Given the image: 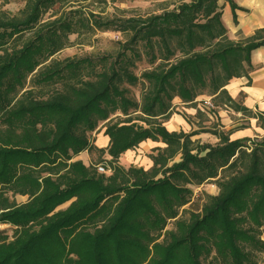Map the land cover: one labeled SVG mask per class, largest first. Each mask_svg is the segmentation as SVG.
I'll list each match as a JSON object with an SVG mask.
<instances>
[{"label":"trees","instance_id":"16d2710c","mask_svg":"<svg viewBox=\"0 0 264 264\" xmlns=\"http://www.w3.org/2000/svg\"><path fill=\"white\" fill-rule=\"evenodd\" d=\"M23 1L16 14L0 10V224L14 227L10 240L0 233V264H41L34 254L47 253L53 236L63 243L53 264H259L264 110L233 103L225 86L247 75L251 51L264 46V28L231 41L218 0H182L146 17L46 24L42 15L62 0ZM226 1L236 22L237 7ZM77 24L131 36L115 58H102V70L89 71L91 62L80 68L73 59L51 58ZM140 44L157 64L140 77L146 89L137 103L122 85L139 82L127 65L140 57ZM201 96L256 119L263 135L229 140L230 132H214L218 145L193 146L196 132L166 130L174 98L193 107ZM98 123L108 138V175L74 160L94 150L87 133ZM146 140L164 145L152 149L148 170L117 164ZM208 181L217 194L192 201L187 186ZM8 192L27 201L16 203ZM180 209L187 216L178 217ZM169 220L174 229L164 230Z\"/></svg>","mask_w":264,"mask_h":264},{"label":"rangeland","instance_id":"374dc122","mask_svg":"<svg viewBox=\"0 0 264 264\" xmlns=\"http://www.w3.org/2000/svg\"><path fill=\"white\" fill-rule=\"evenodd\" d=\"M182 0H62L57 1L50 7L46 13H44L41 17V23H49L55 18H61L62 20H82L85 22V19L89 20H99L105 21L107 19H118V18H129V17H146L151 14H160L165 9L170 10L173 6L177 5ZM25 5L23 0H0V10H3L10 14H16L20 11ZM90 21V22H91ZM94 24V23H92ZM93 26V25H92ZM74 31L67 33V39L63 48L57 52L52 59L63 61L67 58L73 59L76 62H81L79 67H87L89 62L93 67L88 68V70L92 71H100L102 70V58L108 59L115 58L116 55L123 49V45L130 39V33H120L116 31H105L101 28H97L95 26L85 28L79 27L77 25L72 26ZM137 51L140 52V57L136 58L135 56L131 57V61L128 63L127 68L129 72L139 78V82L130 86L126 83L122 85V88H126L128 90V96L140 103L142 101V97L144 95L146 89V83L142 82L140 78L142 74L148 73L153 70L154 66L157 64H150L148 61V56L146 55L147 51L144 49L141 44L135 47ZM130 54V52H129ZM37 86L35 88L38 89ZM45 91L48 88H44ZM52 88L49 89V91ZM177 99L174 98L171 102V118L170 125L165 127L164 122L163 125L166 130H171L172 128L178 131H182L184 133H195L190 139L193 142V146L198 145H210L215 146L218 145L217 136L213 133L224 134L226 135L228 131L221 129V124L219 118H215L214 113L216 111H221V109H207L205 105L201 101H197L193 107L181 106L177 103ZM185 107V109H183ZM221 107V106H220ZM201 108L203 111H199ZM195 110V115L194 114ZM197 111L199 113L197 114ZM214 112V113H213ZM115 116H120L118 118H124L119 113ZM112 116V117H115ZM133 117L141 116L139 112L133 113ZM217 116V115H216ZM104 123H98L96 129L91 133H87L88 136V144L94 148V150L87 152L83 151L79 153L81 160L84 164L87 165H95L102 166L105 169H109L108 160L110 159L106 153L107 144L104 141ZM141 124V123H139ZM237 128L244 127L245 124L242 122H236ZM172 132V131H170ZM175 132V131H174ZM263 135L262 131L258 133H254L250 137L244 138H254L255 136ZM242 138V139H244ZM153 143V142H152ZM155 147L163 148L164 145L160 142H155L153 144L142 142L133 150H131L130 160H125L122 157V161L118 159L117 164L122 166L124 169L129 167L142 168L144 170H148L152 165V161L150 160V156H155L156 152H152V149ZM95 148L100 149L101 151H96ZM202 153L201 155H203ZM82 156V157H81ZM79 158V157H78ZM180 160V155L175 156V158L169 162V165L172 162H178ZM110 171V170H109ZM187 188H190L192 191L191 200L196 203H202L204 200V196L208 195H216L218 189L214 184V181H208L202 185H188ZM8 196L10 198H14L16 203H24L27 201L26 196L14 195L12 192H8ZM200 199V200H199ZM68 205L64 204L62 208ZM188 205L184 206L182 209L188 210ZM182 209L179 210L178 217L187 216V214L182 213ZM174 222L167 221L164 230H173ZM14 227L10 224H0V233L1 236H5L8 240L13 236ZM163 234V232L161 233ZM264 239V235L262 236ZM163 237H159L157 242H162ZM62 239L51 237L48 243L47 253L41 254L39 252H35V256H42L41 264H53L58 257V254L61 250ZM262 261L259 264H264V255H262ZM47 259V260H46Z\"/></svg>","mask_w":264,"mask_h":264},{"label":"crops","instance_id":"0c3cea01","mask_svg":"<svg viewBox=\"0 0 264 264\" xmlns=\"http://www.w3.org/2000/svg\"><path fill=\"white\" fill-rule=\"evenodd\" d=\"M183 1L187 2L188 0ZM232 2L237 7L234 11L236 22L233 20V12L229 3L226 0L217 1L221 14V23L226 29L227 37L231 41L238 42L251 36L255 30L264 28V0H232ZM250 63L251 69L247 75L232 78L225 86V90L233 103L245 107L252 113H257L264 110V46L251 51ZM176 99L178 101L177 103L182 106L181 101L178 98ZM196 100L201 101L203 104L205 101H208L213 106L210 97L201 96ZM205 107L207 109L210 108L207 105ZM219 108L221 111H216L214 115L215 118H219L221 129L230 132L228 135L229 140L250 137V135L252 136L254 133L261 131L256 127V119L242 115L240 112L231 108L229 104H219L213 110ZM199 111L203 110L199 108ZM193 115H195V110ZM169 120L172 121V118L170 117ZM170 121L165 123V127L170 125ZM236 122H242L245 126L237 128ZM170 131L176 132L173 128ZM104 137L105 143L108 144V138L106 136ZM142 143L153 144L155 142L152 143V141L146 140ZM131 153L134 152L127 150L119 157V160L122 161V157H126L124 158L125 160H130L131 156L129 155ZM80 155L76 156L75 159L82 160L83 158H80Z\"/></svg>","mask_w":264,"mask_h":264},{"label":"built area","instance_id":"2783aa9c","mask_svg":"<svg viewBox=\"0 0 264 264\" xmlns=\"http://www.w3.org/2000/svg\"><path fill=\"white\" fill-rule=\"evenodd\" d=\"M204 104L209 106L211 109L214 108L208 101H205ZM96 169H97V172L100 174L108 175L110 173L109 169H105L102 166H97Z\"/></svg>","mask_w":264,"mask_h":264}]
</instances>
